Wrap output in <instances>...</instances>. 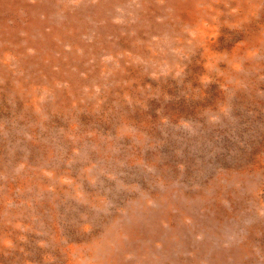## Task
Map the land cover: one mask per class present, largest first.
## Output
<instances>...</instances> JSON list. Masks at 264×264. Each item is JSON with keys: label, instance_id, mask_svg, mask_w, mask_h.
Listing matches in <instances>:
<instances>
[{"label": "rangeland", "instance_id": "rangeland-1", "mask_svg": "<svg viewBox=\"0 0 264 264\" xmlns=\"http://www.w3.org/2000/svg\"><path fill=\"white\" fill-rule=\"evenodd\" d=\"M4 1L0 264H264V0Z\"/></svg>", "mask_w": 264, "mask_h": 264}, {"label": "bare ground", "instance_id": "bare-ground-1", "mask_svg": "<svg viewBox=\"0 0 264 264\" xmlns=\"http://www.w3.org/2000/svg\"><path fill=\"white\" fill-rule=\"evenodd\" d=\"M116 1V0H115ZM255 2V1H254ZM253 2V3H254ZM5 3H8V0H5L4 1V4ZM23 3V2H22ZM113 3H115V2H113ZM257 3V2H256ZM255 3V4H256ZM258 4H259V2H258ZM37 8H40L41 10H43L44 11V8H45V6L44 5H42V6H38ZM214 9V8H213ZM222 9V8H221ZM252 9H254L253 8V6H252ZM251 9V10H252ZM215 10V9H214ZM219 12V11H218ZM222 13V12H221ZM16 18V17H15ZM23 18V17H22ZM28 19V18H27ZM29 20V19H28ZM16 21V20H15ZM27 21V20H26ZM8 23V22H7ZM16 23V22H15ZM18 23V22H17ZM30 26V25H29ZM30 30V29H29ZM192 30V29H191ZM31 32V31H30ZM22 33V32H21ZM29 33V32H28ZM181 40V39H180ZM4 42V41H3ZM25 43V42H24ZM26 47V46H25ZM10 50V49H9ZM4 55V54H3ZM0 56H2V55H0ZM18 56V55H17ZM20 56H22V55H20ZM3 58H5V57H3ZM29 58V57H28ZM19 59V58H18ZM4 60V59H3ZM9 69V68H8ZM9 72V71H8ZM14 85V84H13ZM15 86V85H14ZM16 88V87H15ZM13 89V88H12ZM19 91V90H18ZM36 108V107H35ZM84 168V167H83ZM83 170H85V169H83ZM57 173V172H56ZM36 175V174H35ZM46 175V174H45ZM86 176V175H85ZM92 176V175H91ZM84 177V176H83ZM44 179H45V177L43 178V181H44ZM26 181V180H25ZM30 181V180H29ZM32 181V180H31ZM34 182H35V179H34ZM29 183V182H28ZM72 183V182H71ZM237 184H239V183H237ZM45 185H46V183H45ZM53 186V185H52ZM22 187V186H21ZM40 187V186H39ZM237 187V186H236ZM25 188V187H24ZM23 188V189H24ZM37 188H38V186H37ZM53 188V187H52ZM42 189H43V187H42ZM24 191V190H23ZM33 191V190H32ZM79 191V190H78ZM44 193H45V191H44ZM82 193V192H81ZM24 194V193H23ZM144 194V193H143ZM21 196H24V195H21ZM25 197V196H24ZM53 197V196H52ZM138 197V196H137ZM223 198V197H222ZM27 199V198H26ZM32 199V198H31ZM94 199V198H93ZM30 200V199H29ZM139 200V199H138ZM51 201V200H50ZM97 201H98V199H97ZM94 202V201H93ZM100 202V201H99ZM184 202H186V201H184ZM37 203V202H36ZM150 203V202H149ZM198 203V202H197ZM21 204V203H20ZM58 204V203H57ZM64 204V203H63ZM95 204V203H94ZM135 205H136V203H134ZM138 204V203H137ZM190 204V203H189ZM202 204V203H201ZM36 206V205H35ZM61 206V205H60ZM101 207V206H100ZM122 207V206H121ZM128 207V206H127ZM260 207V206H259ZM103 208V207H102ZM130 208V207H129ZM65 209V208H64ZM71 209V208H70ZM207 209V208H206ZM72 210V209H71ZM70 210V211H71ZM87 211V210H86ZM180 212V211H179ZM178 214V213H177ZM206 214V213H205ZM208 215V214H207ZM201 216V215H200ZM204 216V215H203ZM115 217V216H114ZM120 217V216H119ZM205 217H206V215H205ZM201 218V217H200ZM203 218V217H202ZM112 219H113V216H112ZM124 219V218H123ZM126 219V218H125ZM134 219V218H133ZM206 219V218H205ZM243 220V219H242ZM133 221V220H132ZM137 222V221H136ZM233 222H234V220H233ZM239 222V221H238ZM240 222H243V221H240ZM163 223V222H162ZM51 225V224H50ZM242 225V224H241ZM173 226V225H172ZM191 227H192V225H191ZM47 228V227H46ZM175 228H177V227H175ZM46 230V229H45ZM244 231V230H243ZM55 232V231H54ZM45 234V233H44ZM56 234V233H55ZM121 234V233H120ZM100 236V235H99ZM185 236V235H184ZM240 236V235H239ZM223 237V236H222ZM247 237V236H246ZM97 238V237H96ZM184 238V237H183ZM233 238V237H232ZM237 238V237H236ZM235 238V239H236ZM245 238V237H244ZM69 240V239H68ZM222 240V239H221ZM178 241V240H177ZM248 241V240H247ZM176 242V241H175ZM205 242V241H204ZM206 243V242H205ZM247 243V242H246ZM70 244V243H69ZM68 244V245H69ZM162 244V243H161ZM204 244V243H203ZM57 246V245H56ZM61 246V245H60ZM157 246V245H156ZM66 247V246H65ZM112 247V246H111ZM190 247V246H189ZM224 247V246H223ZM231 248V247H230ZM52 249V248H51ZM212 249V248H211ZM80 250V249H79ZM66 251V250H65ZM77 253V252H76ZM223 253V252H222ZM232 253V252H231ZM238 253V252H237ZM56 254V253H55ZM98 254V253H97ZM52 255V254H51ZM47 256H50L49 254L47 255ZM181 256V255H180ZM96 257V256H95ZM75 258V257H74ZM55 259V258H54ZM76 259V258H75ZM50 260V259H49ZM201 262H203V261H201ZM221 262V261H220ZM63 263V262H62ZM229 263V262H228ZM232 263H233V261H232ZM57 264V263H56ZM193 264V263H192Z\"/></svg>", "mask_w": 264, "mask_h": 264}]
</instances>
